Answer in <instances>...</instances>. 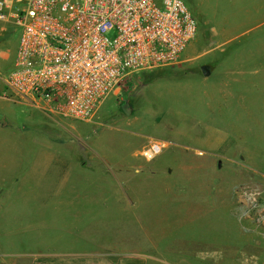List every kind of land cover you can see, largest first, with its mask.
<instances>
[{
    "label": "rangeland",
    "instance_id": "obj_1",
    "mask_svg": "<svg viewBox=\"0 0 264 264\" xmlns=\"http://www.w3.org/2000/svg\"><path fill=\"white\" fill-rule=\"evenodd\" d=\"M184 1L197 32L180 62L128 78L90 121L0 91V186L34 152L51 163L35 165L25 250L34 235L35 251L264 264V0Z\"/></svg>",
    "mask_w": 264,
    "mask_h": 264
},
{
    "label": "built area",
    "instance_id": "obj_2",
    "mask_svg": "<svg viewBox=\"0 0 264 264\" xmlns=\"http://www.w3.org/2000/svg\"><path fill=\"white\" fill-rule=\"evenodd\" d=\"M0 20L20 32L2 98L76 121L128 78L176 67L197 32L184 0H0Z\"/></svg>",
    "mask_w": 264,
    "mask_h": 264
},
{
    "label": "crops",
    "instance_id": "obj_3",
    "mask_svg": "<svg viewBox=\"0 0 264 264\" xmlns=\"http://www.w3.org/2000/svg\"><path fill=\"white\" fill-rule=\"evenodd\" d=\"M13 27L11 21L0 20V91L3 95L8 93L5 81L13 66L17 45V40L13 41L11 38ZM29 164V172L24 173L27 175L26 178L24 176L16 178L18 181L15 180L12 183L15 185L14 188L0 186V264H146L147 258L145 260V258L142 259L140 256L130 254L112 255L105 253L104 255L95 251L89 253L35 251L34 235L31 238L32 247L30 250H25L23 238L18 233L23 230L21 227L24 217H29L31 226H35V206L32 211L29 210L28 212H25L24 208L26 204L35 202V181L37 182L35 180V165L41 167L50 164L51 167V163L35 162V152L33 158L29 160ZM78 167L82 168L81 165ZM4 183L0 182V185ZM62 191L66 192V188H63ZM25 226H29V223L25 222Z\"/></svg>",
    "mask_w": 264,
    "mask_h": 264
},
{
    "label": "water",
    "instance_id": "obj_4",
    "mask_svg": "<svg viewBox=\"0 0 264 264\" xmlns=\"http://www.w3.org/2000/svg\"><path fill=\"white\" fill-rule=\"evenodd\" d=\"M201 71H202V75L204 77H208L210 75V71H209L208 66H202Z\"/></svg>",
    "mask_w": 264,
    "mask_h": 264
}]
</instances>
